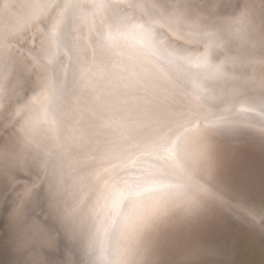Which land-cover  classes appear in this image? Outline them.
<instances>
[{
	"label": "bare ground",
	"instance_id": "bare-ground-1",
	"mask_svg": "<svg viewBox=\"0 0 264 264\" xmlns=\"http://www.w3.org/2000/svg\"><path fill=\"white\" fill-rule=\"evenodd\" d=\"M139 1L133 6L146 19L140 15L137 22L128 23L131 20L125 18L126 24H121L112 22L108 8L117 2L131 5V0H4L0 6V109L7 108V98L15 96L3 81L11 68L32 73L42 83L39 72L49 71L56 63L75 64L71 66L73 88L67 96L50 76L32 105L16 101L12 106L19 126L0 140V167L13 175L10 170L15 165H29L24 146L31 129L46 139L45 131L67 121L53 120L57 116L75 113L92 123L97 109L95 113H103L99 118H113L101 121L97 132L111 133L109 141L119 147L112 153L114 145H109L107 155L95 165L97 171H91L87 195L76 201V208L87 211L88 221H97L89 233L101 245L99 249L89 245L91 259L83 253L85 264H264V0H240V12L232 0H205L206 12H196L192 20L174 14L173 21L159 13L160 21L157 9L161 8L151 5L157 7L156 13ZM97 19L104 29L99 34L94 30ZM177 21L186 24V29ZM162 25L174 38L204 44L196 49L205 53L199 57L211 54L215 64L193 66L201 80L186 77L193 70L176 64L182 58L165 59L166 50L160 45ZM29 34L46 60L19 44ZM65 35L71 40L67 47L60 40ZM171 43L180 45L177 39ZM235 62L244 68L235 70ZM59 100L62 105L73 102L63 105V110ZM97 102L101 106L90 107L86 114L91 117L85 120L82 111ZM141 115H145V125L135 121ZM185 118L187 123L196 119L193 125L190 121L191 129H183ZM158 129L163 144L149 148ZM78 135L77 131V139ZM129 185L134 186L132 193L127 192ZM118 188L126 191L114 200L105 232L121 229L109 247L102 245L99 231L103 215L112 210L110 193ZM31 190L28 183L20 185L23 196ZM153 193L155 199L143 204L140 200L122 214L123 202L130 195ZM21 200L11 216L23 212L25 200ZM133 229H141L139 246L128 252L127 259L117 241ZM40 230L44 226L36 222L22 227L29 239H39L36 231Z\"/></svg>",
	"mask_w": 264,
	"mask_h": 264
},
{
	"label": "rangeland",
	"instance_id": "rangeland-1",
	"mask_svg": "<svg viewBox=\"0 0 264 264\" xmlns=\"http://www.w3.org/2000/svg\"><path fill=\"white\" fill-rule=\"evenodd\" d=\"M143 1L144 0H141V5L145 3L147 9H149L151 5H157L161 8L157 9V12L160 10L157 14L159 20L161 19L160 21H162L163 18L162 16L160 17L159 13L161 15L163 14L166 20L170 18L168 21H173L174 14L178 13H181L179 19L184 20L188 16L192 17L190 18L192 20L196 12H206L208 9L205 0H153L152 2L151 0H147L148 3L150 2L149 4L146 0L145 2ZM232 1L237 5V11L240 12L242 2H239L240 0ZM3 2L4 0H0V6ZM131 2V5H129L130 2L129 4H127V2H125V4H123V2L111 4L112 7L110 6L108 11L111 13L109 17L112 19V22L126 24L128 19L131 20H128V23L132 21L137 22V20L141 18L140 15L144 17L143 19H146L145 13L138 12L134 7L136 6L134 4H140V1L131 0ZM155 6V9L153 7L150 8H153L155 11L157 8ZM125 18L127 20H125ZM179 21L177 22L179 23ZM163 22H165V20ZM166 22L164 24H166ZM181 23L185 24L183 21ZM95 24L94 30L96 31L98 29L97 34H99V32H104L99 19L95 21ZM97 24H99V26H97ZM179 25L181 28L186 29V24L182 26L179 23ZM159 28L163 32V39L160 40V45L166 50L164 51L167 54L165 55V57H167L165 59H173L176 61L182 58L181 60H177L176 64H178V66L180 65L183 70H193V66H203V62L210 64V66H214L215 63H212L210 60L211 54L201 59L199 56L205 54L204 51H196L197 48H204V44H198L196 46V43L192 45L188 41H182L172 37L171 32L167 30L166 26L162 25ZM166 35L167 38L165 37ZM29 38H31L30 34L20 41L19 44L23 46V48L26 46L31 52H34L35 55L42 59L39 55L40 47L38 43H31ZM101 38H103V33H101ZM174 39H177L180 45H176L175 43V46L172 44L171 41L174 42ZM17 50L20 49L17 48ZM216 52L219 53L220 51L217 50ZM79 58L81 57L77 56V60H79ZM196 60L201 61L199 64L194 65ZM69 64L73 66L75 62H70ZM237 64L239 63L235 62V64H233L235 70L244 68L242 64H239L241 67ZM248 64V62L245 63L246 66ZM201 69L202 68H199V70ZM196 71L197 70L187 72L185 75L186 77L199 79L200 77L195 76L197 73ZM18 79L19 81L21 79V82H15ZM3 81L9 88L10 94L12 95L14 91L15 96L13 98L12 96L7 98V100L10 101L6 105L7 108L0 109V140L18 131V118L12 115V106L16 101L17 104L25 103L30 106L35 102L34 99L36 97L39 98L38 95L36 96L39 82L36 81V77L32 73L23 72L14 67L10 69L9 75L6 76ZM1 88H5V86H1ZM85 96L90 97L88 94ZM69 102L72 103L73 101ZM100 103L101 102L90 104L82 111L85 115V120L91 117V115L89 116L86 114V111L92 106H101ZM95 110L92 118L95 117L96 120L92 121V123L84 121L86 125H84L81 131H79L78 128L75 131V120L68 124V119L61 127L53 125L55 127H53L51 131H45L47 135H49V138L46 139L45 136L39 135L41 134L40 131L39 133H35V131L31 129V133H29L30 139H28L27 145L24 146V150L29 156H27L29 165L24 166V168L18 164L15 165L14 168H11L12 171L10 170L13 175L6 173L5 170H8L7 168L0 167V264H85L83 253L87 255V259H91V253H87V251H89V245H91L93 249H99V247H101V245H97L99 239H95V237L89 233V229L97 227V221H93V219H89L88 221L86 217L87 211L81 206L79 208L75 207L77 205L76 201L78 199H83V197L87 195V193H85V187H87V183H89V177H93L91 171H97V169H95L97 161H99L101 157H105L107 151L111 149V147H109V143H111V141H109V139H111V133L103 138L99 135V132H97L99 131L97 125L103 121V119L98 116L103 113H95ZM135 121L141 123V125L147 123L145 115H141V117L135 119ZM187 121L188 118H185V122L188 126L185 125L183 129H191L189 125H193L196 119H189V123L192 122L191 124L187 123ZM163 123H165V121H163ZM16 125L18 126L15 127ZM89 130L90 134L88 135ZM77 131L79 132L78 139ZM178 134L179 133H177V135ZM35 137L39 139L36 140ZM91 137H93V139H91ZM101 144H103V147L107 148L105 153L100 151L102 147ZM75 146L81 150H75ZM139 146L141 147V145L138 144V147ZM207 146L208 145H206V147ZM101 165H105V161H103ZM23 183L30 184L32 189L31 192L24 196L22 195V191H20V185ZM81 195H83V197H81ZM93 195H96V191ZM21 199L23 201L25 200L22 204L23 212L19 216H11L10 212L13 206L18 205ZM85 203H89V199H85ZM108 210L109 209H107V211ZM108 214L109 213H105V215H103V221H105ZM27 222H36L44 226V231H36L37 234L39 233V239L36 238V240L32 237L35 241L32 238L31 240L28 238V235H25L26 232L22 233V227ZM141 225H143V221H141ZM138 231L141 232V229H137V231H135V229H133V231H127V233H123V237L119 235L121 239H119L117 243L123 246V255L127 259L131 250L134 249L133 247L136 246L137 248V246H139L137 245L139 244ZM46 233L47 236L44 237ZM115 247H117V245H115ZM126 248L129 251H126ZM113 250L112 253L114 252L115 255L118 254V251L116 253L115 249ZM125 252L126 255L124 254ZM123 255L122 257H124Z\"/></svg>",
	"mask_w": 264,
	"mask_h": 264
}]
</instances>
